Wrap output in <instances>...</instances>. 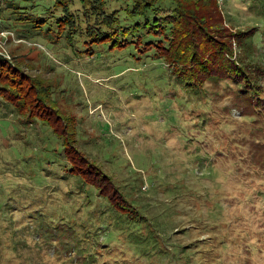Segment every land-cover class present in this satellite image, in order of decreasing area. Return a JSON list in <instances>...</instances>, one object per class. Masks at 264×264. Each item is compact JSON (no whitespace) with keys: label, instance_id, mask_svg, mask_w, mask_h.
<instances>
[{"label":"rangeland","instance_id":"374dc122","mask_svg":"<svg viewBox=\"0 0 264 264\" xmlns=\"http://www.w3.org/2000/svg\"><path fill=\"white\" fill-rule=\"evenodd\" d=\"M102 1L0 0L43 106L0 86V264H264V0H218L258 94L175 73L171 0Z\"/></svg>","mask_w":264,"mask_h":264},{"label":"trees","instance_id":"16d2710c","mask_svg":"<svg viewBox=\"0 0 264 264\" xmlns=\"http://www.w3.org/2000/svg\"><path fill=\"white\" fill-rule=\"evenodd\" d=\"M84 1L80 0L82 7L86 8ZM154 1L157 0H144V11ZM101 2L103 1L93 0L96 6L92 5V9L96 15L102 14L97 5ZM171 2L174 7L163 10V17L154 19L150 27H148L149 19H146L144 26L148 29L147 33L156 39L159 54L169 61L175 73L189 82H198L201 85L208 78L230 76L238 83H245L247 93L258 94L253 88L255 80L251 75L257 74L256 69H259V66L253 64L250 74L246 69L248 64L242 62L240 66H234L228 59L232 54L231 40L234 36L238 41L242 39V42H246L248 36L246 34L239 37L238 32L233 36L231 31L221 25L222 13L218 0H171ZM136 5L139 7L138 4ZM140 13L142 14L143 11ZM110 33H113L111 29ZM202 74L204 76L200 77ZM203 77L205 79H202ZM1 85L9 88L15 95L27 99L30 106L43 107L34 96L35 81L31 76L22 67L11 64L0 55Z\"/></svg>","mask_w":264,"mask_h":264}]
</instances>
